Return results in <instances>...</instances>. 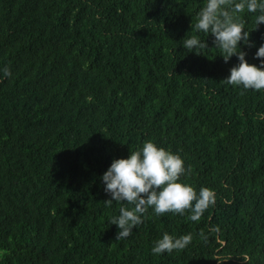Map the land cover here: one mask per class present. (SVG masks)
<instances>
[{
    "label": "trees",
    "instance_id": "obj_1",
    "mask_svg": "<svg viewBox=\"0 0 264 264\" xmlns=\"http://www.w3.org/2000/svg\"><path fill=\"white\" fill-rule=\"evenodd\" d=\"M205 3L0 0V264H264V90L222 82L239 61L191 29ZM258 15L238 14L257 67ZM149 140L216 203L196 222L149 208L117 241L127 205L105 206L101 177ZM165 232L192 241L153 255Z\"/></svg>",
    "mask_w": 264,
    "mask_h": 264
},
{
    "label": "clouds",
    "instance_id": "obj_2",
    "mask_svg": "<svg viewBox=\"0 0 264 264\" xmlns=\"http://www.w3.org/2000/svg\"><path fill=\"white\" fill-rule=\"evenodd\" d=\"M245 10L259 12L255 23L257 27L264 24V0H206L191 29L213 36V44L221 51L225 63L233 55L237 56L239 63L222 80L224 84L261 91L264 90V44L255 53V58L260 60L259 67L249 64L245 59L246 52L239 48L241 41L249 45L250 33L244 31V24L238 20V14ZM182 46L187 52L208 48L207 43L201 42L196 35L184 38ZM0 71L5 78L11 76L8 67ZM186 172L190 173V168L185 169L184 161L178 154L158 147L150 140L131 151L128 158L114 159L101 179L105 193L110 196L103 201L105 206L111 207L114 202L127 205L121 206L119 215L110 220V224L119 229L116 240L128 238L133 229L143 223L149 208L158 216L167 213L183 216L188 212L189 220L199 221L203 213L215 205L216 195L209 188L202 187L197 192L192 186L179 182ZM191 241V234L176 238L165 232L154 242L151 252L161 255L184 250Z\"/></svg>",
    "mask_w": 264,
    "mask_h": 264
}]
</instances>
